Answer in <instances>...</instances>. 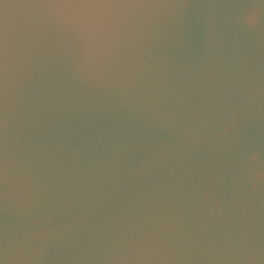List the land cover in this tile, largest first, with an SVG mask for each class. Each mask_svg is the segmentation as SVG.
<instances>
[{
	"label": "water",
	"instance_id": "1",
	"mask_svg": "<svg viewBox=\"0 0 264 264\" xmlns=\"http://www.w3.org/2000/svg\"><path fill=\"white\" fill-rule=\"evenodd\" d=\"M0 264H264V0H0Z\"/></svg>",
	"mask_w": 264,
	"mask_h": 264
}]
</instances>
